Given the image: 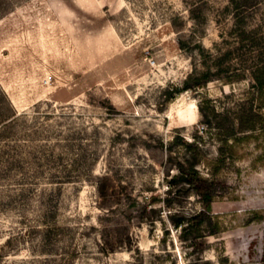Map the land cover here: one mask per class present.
I'll return each instance as SVG.
<instances>
[{
    "label": "rangeland",
    "instance_id": "rangeland-1",
    "mask_svg": "<svg viewBox=\"0 0 264 264\" xmlns=\"http://www.w3.org/2000/svg\"><path fill=\"white\" fill-rule=\"evenodd\" d=\"M244 29L263 31L264 0H0V264H264V134L222 165L226 231L203 252L162 202L154 227L141 213L189 155L173 139L204 137L209 176L205 114L252 106Z\"/></svg>",
    "mask_w": 264,
    "mask_h": 264
},
{
    "label": "trees",
    "instance_id": "trees-1",
    "mask_svg": "<svg viewBox=\"0 0 264 264\" xmlns=\"http://www.w3.org/2000/svg\"><path fill=\"white\" fill-rule=\"evenodd\" d=\"M242 15L238 13L237 18ZM259 31L256 33L247 32L244 29L241 34V39L247 40L248 38L250 40L247 47L257 49L260 54L259 59L250 69L252 81L248 99L252 106L242 108L243 110L234 120L228 112L218 111L216 106L212 107L211 115L204 113L207 118L205 122L209 128L207 132H211V135L220 142V156L216 160L214 168L210 169L209 176H205L200 169V166L204 165V160H207L202 148L204 137L199 136L200 140L195 139L192 142H185L181 137L173 139L167 147L170 154H173L176 145L181 144L189 152V155L186 160L177 163V173L169 180L167 179L166 197L160 201L154 195L147 196L144 197V204L141 205L143 209L142 218L148 220L152 227L157 223V219L154 218L159 215L156 204L162 202L165 207L169 208V214H167L169 224L180 233L179 239L188 242V247L192 248L195 253H201L206 249L209 237H216L226 231L222 217L213 214V203L221 189L218 175L222 165L225 164L226 160L235 158L241 145L251 142L260 134H264V29ZM243 74L231 75L228 80L242 79ZM205 77L207 75L197 78L193 86L204 87L206 84ZM191 88L192 85L187 81L184 89ZM201 110H203L202 107ZM97 189L102 197L104 189L100 185ZM185 195L198 199L201 207L194 209L191 213H186L183 210L173 211L171 208H173L176 200ZM160 221L165 224L164 219H160ZM169 231V229L165 231L167 235H169Z\"/></svg>",
    "mask_w": 264,
    "mask_h": 264
}]
</instances>
